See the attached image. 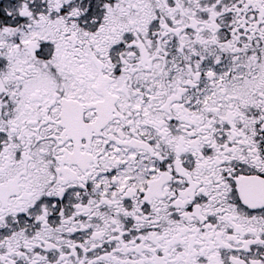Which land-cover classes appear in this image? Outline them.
<instances>
[{"label": "snow or ice", "instance_id": "6c2138e0", "mask_svg": "<svg viewBox=\"0 0 264 264\" xmlns=\"http://www.w3.org/2000/svg\"><path fill=\"white\" fill-rule=\"evenodd\" d=\"M0 264H264V0H0Z\"/></svg>", "mask_w": 264, "mask_h": 264}]
</instances>
